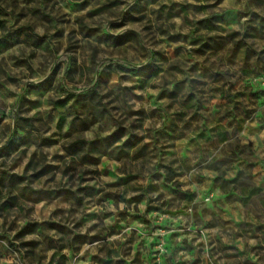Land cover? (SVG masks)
<instances>
[{
  "label": "rangeland",
  "instance_id": "374dc122",
  "mask_svg": "<svg viewBox=\"0 0 264 264\" xmlns=\"http://www.w3.org/2000/svg\"><path fill=\"white\" fill-rule=\"evenodd\" d=\"M0 264H264V0H0Z\"/></svg>",
  "mask_w": 264,
  "mask_h": 264
},
{
  "label": "clouds",
  "instance_id": "9594fccd",
  "mask_svg": "<svg viewBox=\"0 0 264 264\" xmlns=\"http://www.w3.org/2000/svg\"><path fill=\"white\" fill-rule=\"evenodd\" d=\"M40 31H42V30H40Z\"/></svg>",
  "mask_w": 264,
  "mask_h": 264
}]
</instances>
